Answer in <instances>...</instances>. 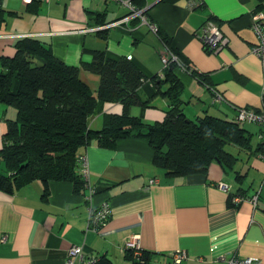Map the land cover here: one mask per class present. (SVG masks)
I'll use <instances>...</instances> for the list:
<instances>
[{"label":"crops","instance_id":"0c3cea01","mask_svg":"<svg viewBox=\"0 0 264 264\" xmlns=\"http://www.w3.org/2000/svg\"><path fill=\"white\" fill-rule=\"evenodd\" d=\"M140 1L158 34L137 18L112 25L129 14L115 0H0V59L14 55L17 40L37 39L63 63L77 67L95 94L99 75L83 65L93 61L96 51L114 61L125 58L146 78L138 93L141 100L149 99L144 108L130 107L129 116L155 123L169 108L150 81L164 70L163 36L206 79L199 81L179 67L174 70L182 92L179 108L187 119L207 115L235 121L238 107L264 109V63L250 52L255 43L253 15L264 11V0H199L192 9L186 0ZM208 21L228 39L215 54L196 35ZM168 86L159 88L165 91ZM215 94L223 100L215 101ZM121 113L119 103L98 102L89 127L100 130L106 115ZM16 115L15 108L0 103V149L7 123ZM239 125L250 134V148L227 144L231 160L213 161L206 174L167 176L154 165L145 139L127 137L112 148L92 141L79 149L87 161L88 185L95 191L89 199L86 187L75 192L68 181L48 182L47 196L39 180L12 193L0 190V264H65L70 246L100 257L98 264H137L122 251L124 241L133 236L148 255L145 264H229L219 260L221 256L254 257L264 264V155L258 152L264 128ZM152 179L157 183L148 186ZM236 195L256 196V204H236ZM102 202L112 213L95 232L87 227L89 210ZM177 250L187 258L173 263L170 254Z\"/></svg>","mask_w":264,"mask_h":264},{"label":"trees","instance_id":"16d2710c","mask_svg":"<svg viewBox=\"0 0 264 264\" xmlns=\"http://www.w3.org/2000/svg\"><path fill=\"white\" fill-rule=\"evenodd\" d=\"M131 3L137 9L144 7L140 0ZM160 38L191 76L206 81L168 39ZM14 47L12 57L0 59V103L17 112L16 119L7 123L0 149L4 170H0V190L4 192L12 193L34 180L42 182L46 196L50 181H68L75 192L85 190L78 171L79 149L92 141L112 148L119 139L143 138L153 151L154 165L167 176L206 174L213 161L226 164L232 158L225 151L227 144L250 148V134L236 121L207 115L191 121L184 116L179 108L181 85L174 71L178 67L173 62L164 68L162 78H150L156 94L168 100L169 108L162 121L146 123L141 117L129 116L133 105L144 108L149 103V99L141 100L138 93L146 78L129 60L114 61L106 59L103 51L94 52L93 61L83 65L99 75V87L93 94L80 79L79 69L56 58L45 43L22 38ZM163 83H169L165 91L159 88ZM98 102L119 103L122 113L106 115L103 127L94 130L89 127V118ZM258 152L264 155V144H260ZM126 253L132 258L131 251ZM142 253L146 262L148 255Z\"/></svg>","mask_w":264,"mask_h":264},{"label":"built area","instance_id":"2783aa9c","mask_svg":"<svg viewBox=\"0 0 264 264\" xmlns=\"http://www.w3.org/2000/svg\"><path fill=\"white\" fill-rule=\"evenodd\" d=\"M33 0H23L25 4H30ZM125 5L129 9V14L124 17L120 21L114 22L112 25L120 26L122 23H128L133 19H139L141 24L146 25L149 30L155 34H158L157 25L149 20V18L144 14L143 9H137L133 6L130 0H115ZM187 5L190 9L199 5V0H186ZM96 30L99 28H95ZM251 29L255 35V43L252 46L250 52L254 56H256L262 63H264V11H256L253 15V20L251 23ZM202 40V43L205 49L211 53H217L223 47H225L228 43V39L226 36L222 34L217 25L211 21L206 22L201 28L199 33L196 34ZM163 43V51L161 55V62L163 68L167 67L170 63H175L177 67L189 73L184 64L180 61L178 56L171 51L165 43ZM162 78V73L159 74ZM214 100L220 102L223 98L215 94ZM235 121L239 124L241 123H254L262 128H264V109L262 111L257 112L253 109L249 108H240L236 109ZM260 138L264 140V135H261ZM264 144V141H262ZM80 166V174L82 179L84 180L85 187L87 189L86 199H89L94 193V188L88 185V165L87 161L84 157H80L79 159ZM157 183L156 179H152L148 181V186ZM220 188L227 190V186L225 184H219ZM250 201L253 205L256 204L257 197L254 196L252 198H245L241 195H236L233 197L234 203H240L242 201ZM111 207L107 202H102L97 207L91 208L89 210V215L87 219V227L95 232H98L106 223V221L111 216ZM5 240V237L2 238ZM122 251H131L132 258L139 263H143V250L140 249L138 243V236H133L124 241ZM173 263H180L187 258V254L183 251L177 250L174 253L170 254ZM100 257L95 256H86L79 246H70L67 250V254L65 257V264H98ZM219 260L225 261L229 264H262L258 258L254 257H246V258H238V256H232L231 258H225L221 256L218 258Z\"/></svg>","mask_w":264,"mask_h":264},{"label":"rangeland","instance_id":"374dc122","mask_svg":"<svg viewBox=\"0 0 264 264\" xmlns=\"http://www.w3.org/2000/svg\"><path fill=\"white\" fill-rule=\"evenodd\" d=\"M9 106V105H8ZM11 108H14V107H12V106H10ZM16 110V109H15ZM17 113V112H16Z\"/></svg>","mask_w":264,"mask_h":264}]
</instances>
